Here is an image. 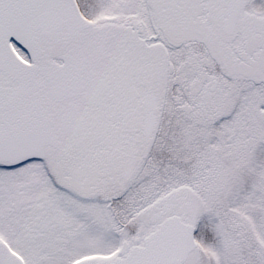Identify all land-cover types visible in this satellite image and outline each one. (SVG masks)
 <instances>
[{"label":"snow or ice","instance_id":"1","mask_svg":"<svg viewBox=\"0 0 264 264\" xmlns=\"http://www.w3.org/2000/svg\"><path fill=\"white\" fill-rule=\"evenodd\" d=\"M0 264H264V0H0Z\"/></svg>","mask_w":264,"mask_h":264}]
</instances>
